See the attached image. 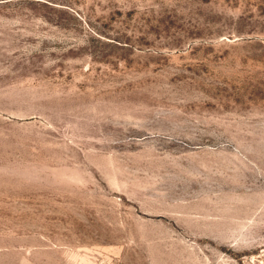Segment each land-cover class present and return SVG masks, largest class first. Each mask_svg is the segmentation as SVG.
Returning a JSON list of instances; mask_svg holds the SVG:
<instances>
[{
    "label": "rangeland",
    "instance_id": "obj_1",
    "mask_svg": "<svg viewBox=\"0 0 264 264\" xmlns=\"http://www.w3.org/2000/svg\"><path fill=\"white\" fill-rule=\"evenodd\" d=\"M0 264H264V0H0Z\"/></svg>",
    "mask_w": 264,
    "mask_h": 264
}]
</instances>
